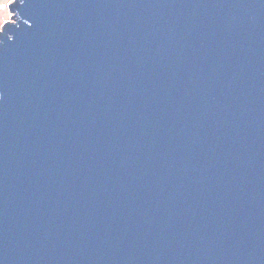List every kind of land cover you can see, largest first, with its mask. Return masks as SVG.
<instances>
[{
  "label": "water",
  "instance_id": "1",
  "mask_svg": "<svg viewBox=\"0 0 264 264\" xmlns=\"http://www.w3.org/2000/svg\"><path fill=\"white\" fill-rule=\"evenodd\" d=\"M9 11L0 264H264V0Z\"/></svg>",
  "mask_w": 264,
  "mask_h": 264
},
{
  "label": "rangeland",
  "instance_id": "2",
  "mask_svg": "<svg viewBox=\"0 0 264 264\" xmlns=\"http://www.w3.org/2000/svg\"><path fill=\"white\" fill-rule=\"evenodd\" d=\"M13 0H0V28L3 25L4 20H12V13L9 11V7L6 5L12 2Z\"/></svg>",
  "mask_w": 264,
  "mask_h": 264
},
{
  "label": "snow or ice",
  "instance_id": "3",
  "mask_svg": "<svg viewBox=\"0 0 264 264\" xmlns=\"http://www.w3.org/2000/svg\"><path fill=\"white\" fill-rule=\"evenodd\" d=\"M6 7L8 8V7H9V4H7ZM3 23H4L5 25H7V24L10 23V20H4Z\"/></svg>",
  "mask_w": 264,
  "mask_h": 264
}]
</instances>
